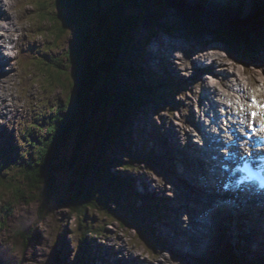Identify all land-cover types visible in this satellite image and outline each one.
Wrapping results in <instances>:
<instances>
[{
    "label": "rangeland",
    "instance_id": "1",
    "mask_svg": "<svg viewBox=\"0 0 264 264\" xmlns=\"http://www.w3.org/2000/svg\"><path fill=\"white\" fill-rule=\"evenodd\" d=\"M139 1L136 3H141V5L145 4L149 9L143 12L139 7L140 5L137 6L134 2L125 5L122 15L127 16L125 18L126 23H130L132 18L130 19L128 16L131 15L135 17L136 21L138 20L137 27L133 32V40L132 43H129L131 46L128 50L124 47L125 45L121 44L116 51V45H113V42L110 40H105L106 43L104 41L99 42L101 45L103 44L102 50L95 46L91 48L92 53L98 54L95 57L97 61L95 62L94 60L93 62V65L96 67L95 71L98 79V81L93 82L94 84L97 83L102 90L105 89L108 91L111 89L114 90V87H117L116 90H118L119 87L121 92L126 96L130 91V94L143 99L141 95L143 94L144 100H146L145 107L142 111L135 116L132 115L129 121H126L129 126L131 125V128L128 129L131 135H127L123 140L120 138L112 140V143L107 147L104 154H101L103 152L104 142L102 145L100 133L105 127L109 128L112 117H114L116 111H119L118 109L115 110L114 108H110L101 115L98 113V116H95L94 124L99 138L95 139V142L91 141L87 149V156L85 155L86 158L92 159L93 161H96L99 156L113 160L116 165L110 169L113 179H115V177H120L122 178L120 181L125 182L124 178L129 176L128 186H120L126 200H121L123 202L118 205V203H115L118 202V199H116L115 202L109 205L110 211L104 205L92 201L91 203H96L98 207L95 206L88 209L83 217H78V213H76L75 209L68 204V202L70 203L72 200V197L76 196L75 192H70V185L72 182L76 181L77 178L81 177L75 178L76 170L64 171L62 173L63 175L57 177V184L53 186V189L50 188L48 190L46 186L44 187L46 183L39 188L31 189L28 180V173H30L31 170H27L26 166L30 158L33 160H29L28 164L39 160V148H34L30 144L31 140L35 141L31 137L32 131H35V137L37 139L39 137L49 136L40 131V125L35 129L32 128L31 124L37 126V124L42 123L41 120L35 123V119L42 117L46 111H50L49 114L45 115L47 117L51 114H56V111L62 108L63 104L66 102V97L68 95L70 96V92L67 89L68 85L65 84V80H67L68 84L69 79L73 82L76 81L73 76L74 68H70V65H67L68 58L64 55L66 52L64 51L65 47L68 46L69 43L71 46L70 41H73V36L76 32L69 31L64 37L59 36V39H61L59 42V49L56 48L57 42L56 44L53 42L54 38L52 39L51 32L52 28H55L52 27V24L56 21L58 15L57 10L53 9L56 0L51 1L52 8L49 10H52L53 14L49 12L48 15L43 14L44 12L42 10V8H45V3H48L47 0H14L15 8L12 6V0H9L8 5L5 7L6 10L11 11L10 16L12 17L9 18L12 22H18L20 26L13 27V30L17 31L11 34L1 30L6 33L5 37L12 36L16 43L19 41L22 43L23 39L26 37L22 29H24V27H26V29L32 28L31 23H35V30L39 36V41L36 42L37 47L40 46V50L42 51L46 48L44 46H47L50 50L47 52L42 51V55H38L34 60H30L22 56L24 51L21 46L16 47L17 51L11 48L10 50L16 52L20 57L16 60V67L12 72V74L14 73L16 76L7 75L11 76L9 80L5 78L4 74H7L6 71L11 69L13 64H10L3 56L0 61V78L5 79H1L2 81H0V111H5L6 108L20 107L19 111L22 112L21 106H26L27 103H33L34 105L32 104L30 106V114L24 113V116H26V119L28 116L35 118L29 123L31 127L28 126L25 138L22 139L23 141H21V144H18L17 148L14 150H11V143L5 144L8 138L6 132H0V151H5V154H0V222L4 223L2 226L0 223V262L3 264H125L121 260L118 261L120 258H125L124 261L128 260L130 264H149L148 260H152L151 257L161 254L151 241L144 239L140 230L137 229L142 226V220L149 216L153 221L152 226L155 228V234L165 240L167 251H171V244L175 245V242L180 240L179 233L182 234L180 231L182 229L185 231L186 226L179 229L170 221L181 219L186 221V223L188 222L186 214L180 213L177 207L180 204L187 205L188 201L181 196L182 194L186 196L191 195L189 198H192L189 188L185 185H179L182 179H180L178 175L182 174L186 177H191L192 173L190 170L194 173H201L198 167H196L197 165H194L195 161L193 159V154L196 161L197 154L192 151L193 147L190 144L191 141L194 148H198L195 139L200 130L198 128L199 123L196 107H198L199 114L206 113L203 109L205 104L209 105L210 111L213 112L212 106L216 103L220 106L221 103L224 102V99L230 101L229 104L232 107V101L235 100L237 96V94L232 92V89L238 87L232 85V83L237 82L235 71L238 70L241 74L250 72L251 80L254 83L252 85L264 92V87L261 88L259 84L262 81H257L259 78L264 77V59H262L264 56L260 57L261 55L258 54V57L261 58L259 61L255 59L250 61L240 50L243 48L241 37L234 35V38H230V41L233 39V43L238 44L240 47H238V54L235 53V50H233L229 44H225L221 37L211 32L212 30H219L218 34H220L224 29L230 26L233 31L241 34L246 32L247 36L250 37H256L259 34L263 40L264 33L261 32L262 27H256V24H250L249 27L246 24L247 19H242V16L239 15L237 16L239 11L235 12L234 10V14L231 15L230 12L226 15L213 14L217 10H227V2L223 0H213L215 3L206 7L208 10H211L209 16L206 15V11L203 9L204 4H202L201 0H190L196 13L202 10L205 16H202V18L199 16L198 18L201 19V22L207 27L202 24V28L196 26L199 33L194 32L195 34L191 36L193 39H187V37H182V32L176 31V27L181 24V17H183V14L177 6L167 5L166 8L165 0H162V2L154 0L155 2L158 1L157 3L150 0ZM170 1H175V3H178L181 7L182 5H187V2L183 3L178 0ZM97 3L102 7L106 15L111 12L110 9L114 6L112 5L113 1L109 3L107 0H98ZM114 3L116 2L114 1ZM145 5L143 6L145 7ZM115 10L110 14L111 19H115L120 15L117 9ZM0 15H3V13L0 12ZM245 15L246 13H243V16ZM247 15V18L249 15L262 18V16L257 13ZM235 16L242 20L236 21L234 26V24H232L233 20H229V18ZM166 21H169L173 27V30L170 29L167 32H171L169 34L164 32ZM185 24L187 26H192L189 23ZM108 27L110 26L108 25ZM184 27L185 25L182 26L183 29ZM250 28H257V30L252 31ZM56 33L59 34L58 31ZM46 39H49L48 42L50 45L45 43ZM76 39L78 38L76 37ZM76 39H74L75 42ZM197 40H200V43H198ZM262 40L259 42V39L253 38L250 45L258 46ZM9 43L16 46L13 42ZM60 44H62V46H60ZM202 44L204 47H201ZM0 45H4L2 36H0ZM76 45H85L87 47V42L81 39L80 41L78 40ZM97 46H99V44ZM1 49L3 54L8 53L4 50V47ZM111 50L113 54L110 53ZM123 52L126 53L125 58ZM221 52H223L224 55H220L219 53ZM17 54L9 57L16 59ZM175 55L176 61H174ZM182 55L186 59H184ZM111 56L112 61H116L119 65H122L119 67L120 70L118 69L116 75V84H114V82H106L107 73H105L104 70V57L105 60H108ZM235 56H240L241 64L239 59L235 58ZM141 57H143L146 65L141 60ZM47 59L57 62V65L59 64L58 69L56 67L49 69L48 65L51 64L52 61H48ZM191 59L192 61H190ZM61 63L66 67L65 70L61 68ZM175 63L180 66L176 67ZM228 64H230L232 68L228 67ZM9 65L10 68H8ZM148 68L155 71L156 79L161 78L164 80V86L166 88H173L174 92L177 91L176 94H181L182 96H177V98L172 97L171 99L170 96L166 95L168 93L160 90V85L156 83L152 75L147 76V85L142 84L140 82L142 80V73L140 71L147 70ZM194 73L199 76H194ZM51 74H54L55 78L57 74H60L59 81L56 82ZM63 74H66L65 76L67 77ZM200 74L204 75L200 76ZM49 75H51L50 78ZM232 75H234V78L231 77ZM194 77H196V81L202 80V83L193 86L191 80H194ZM212 80H216V84H213ZM94 84L88 86V91L92 97H96L97 95L101 96L99 88L93 87ZM26 85H32L35 94L23 100L20 98V94L24 86L28 87ZM148 85H152L155 91L159 90L160 94H156L155 91L152 92L153 88L145 90L147 92L144 93V89L147 88ZM154 85L156 86L154 87ZM245 86L251 87L250 84H245ZM200 88L205 89L207 92L205 94L201 93L199 91ZM192 90L197 99L193 97ZM232 95L235 97H231ZM253 95L258 96L256 95V91ZM148 101H150V104ZM123 104L122 102L121 105L123 106ZM115 108L118 107L115 106ZM217 111L214 115L218 114ZM126 112L127 111L122 108V114L124 115ZM4 120L5 118H0V121ZM7 120L10 124L15 126L22 124V121L17 117H12L11 114L8 116ZM45 121L46 120L43 122L42 128L45 126ZM14 128L15 130H13V132L19 133V129H16V127ZM42 128L41 130L44 131ZM0 131L7 130L0 127ZM198 140H200L199 137ZM72 143L73 142H70V144ZM159 143L164 146L165 150L169 148L171 152L174 153L173 155L168 153L170 157L168 167L173 175L168 172L164 173L163 170H161L162 168L157 169L155 162L162 161L161 157L164 158L165 156V151L159 148ZM69 149V153L67 150L65 151L64 159L67 154L72 155V147ZM198 153L199 155L203 154L201 149L198 150ZM31 156H35L36 158H32ZM162 163L168 164L165 159ZM126 165L128 167H126ZM35 166L36 165H32L31 167L34 169ZM192 168L195 170L193 171ZM165 175L171 177L167 182L162 179ZM97 180L98 178L93 177L91 183L88 182L89 180H86L85 184L94 186L96 198L99 196L106 198L104 200L105 203L109 197L106 195L105 186L101 182H97ZM48 181L47 178L46 182ZM140 181L152 183L149 190L150 192L146 191L143 185L140 186ZM180 187H186V189L183 193L177 195L172 189H179ZM128 188H135V190L129 192ZM121 191L118 192L120 196L122 195ZM167 191L169 192L167 193ZM144 192L151 194V196L143 199L141 193ZM172 192L176 193L177 197L174 196ZM44 193L47 197H44ZM95 194L91 199L94 200ZM166 194L172 197H170V199H165L167 197ZM217 194H219V192ZM151 198H154V204L150 209L149 199ZM141 199L144 201L142 204H140ZM176 199L178 206L172 210V205L176 204ZM156 205L160 208L159 210ZM199 205L201 206V204ZM101 207L104 209L100 210ZM201 210L203 212V217L201 216L198 219L202 218L206 220L208 218L206 213L207 209L202 207ZM185 211L191 212L187 210V207ZM158 212L161 214L160 217H156ZM191 214L193 213L191 212ZM151 215L156 216L154 217ZM193 218L195 219L194 215ZM194 219L192 221H194ZM184 225L186 224L184 223ZM237 225L241 226L240 224ZM241 227L242 228L238 229L243 230V226ZM252 227L255 230V227ZM144 230H153V228L147 226ZM196 231V228L193 229V234ZM176 232L177 234L175 235ZM205 234L208 233H204V235ZM224 234L226 233L224 232ZM199 236L201 237V234H197L194 238L192 236L191 238L193 239L190 240V235L188 234V236H186L187 240L182 238L185 242L191 244V242H193L195 238H199ZM225 241L226 238H223L222 243ZM96 245H101V247ZM241 249L245 251L233 252L231 255L226 256L221 264H264V251L257 252L252 248L250 249L252 254H250L247 252V248L245 249L242 247ZM255 249L258 250L257 247ZM192 250L195 251L194 249ZM35 251H38L40 256L35 255ZM167 254L171 255V252H167ZM253 257L257 259L256 263H249L248 259ZM132 258L135 261H133ZM140 258L144 260L141 261ZM171 261L173 262L174 260L171 259ZM155 264L162 263L157 262Z\"/></svg>",
    "mask_w": 264,
    "mask_h": 264
},
{
    "label": "trees",
    "instance_id": "2",
    "mask_svg": "<svg viewBox=\"0 0 264 264\" xmlns=\"http://www.w3.org/2000/svg\"><path fill=\"white\" fill-rule=\"evenodd\" d=\"M51 1L52 0H47L48 3H45V8H42L44 12L43 14L48 15L49 12L53 14L52 10H49L52 8ZM97 1L98 0H56L53 9L57 10L58 15L56 21L52 24V27H55L51 30L52 39L54 38L53 42L55 44L57 42L56 48L59 49V42L61 41L59 36L64 37L69 31L76 32L73 36L74 39H76V37L78 38L76 39V42L73 39V41H70L71 46L69 43L68 46L70 47L66 46L64 49V51H66L64 55L68 58L67 65H70V68H74L73 76L76 81L73 82L69 79L68 84L67 80H65V84L68 85L67 89L70 92V96L68 95L66 97V102L63 104L62 108L56 111V114H51L48 117L45 116L44 120L46 121L43 128V123L36 126V128H38L40 125L44 130L42 131L40 128V131L49 136L39 137L37 139L35 135H32V138L35 141L31 140L30 144L34 148H39V160L37 162H30L32 165H36L34 169L31 167V164H28V161H32L33 159L30 158L26 164L27 170H31L30 173H28L29 187L31 189L39 188L44 183H46V185L44 184V187L46 186L48 190L50 188L53 189V186L57 184V177L63 175L62 173L64 171L76 170L75 178L79 176L81 177L77 178L76 181L72 182L70 185V192H75L76 196H73L68 204L75 209L76 213H78V217L85 216L88 209L95 206L98 207L96 204L97 202L107 207L110 211L109 205L112 202H115L116 199H118V202L115 203H118V205L126 200V197L122 192L123 190L121 191L120 188V186L123 187L126 185V181H120V179H122L120 177H115V179H113L110 173L111 167L116 166L114 161L107 159L106 157L102 158L101 156H99L96 161L86 158L87 149L89 148L91 141L95 142V139L99 138V134L96 131L94 124L95 116H98V113L101 115L110 108H114L115 110L118 109L119 111H116V114L112 117V121L109 123V128L105 127L100 133L102 145L104 142L103 152L101 154H104L107 147L112 143V140L117 138L123 140L127 135H131L128 132L131 125L129 126L126 121L128 122L132 115L135 116L136 114H139L145 107L144 105L146 101L144 100V95L141 93L143 99L130 94V91L127 96L124 95L119 87L118 90H116L117 87L113 86L115 89L108 91L105 89L102 90L99 84H94L93 82L98 81V79L95 71L96 67L93 65V62L94 60L95 62L97 61L95 57L98 54L92 53L91 48L92 46H95L102 50L101 48H103V44L101 45L99 42L104 41L106 43L105 40L112 41V44L116 45V51L121 44L128 46L133 39V32L137 27L138 20L136 21L135 17L131 15L128 16L130 19L132 18L130 23H126L125 18L127 16H122L123 14L115 19H111V12L115 9L124 12L125 5L134 2L137 6L140 5L139 7L143 12L147 11L149 7L145 4H143L145 5L144 7L141 3H136L139 0H107L109 3H112L113 1L112 5L114 6L110 9L111 12L106 15ZM114 1L116 3H114ZM108 25L110 27H108ZM57 31L59 34L56 33ZM80 38L86 40L87 47L85 45H76L78 40H81ZM98 44L99 46H97ZM60 46H62V44H60ZM110 53L113 54L112 50ZM49 60L52 61L51 59ZM71 61L74 62L72 63ZM58 66L59 64L57 65V62L53 61L48 65L49 69L53 67L58 69ZM120 66L122 65H119L118 62L112 61V56L110 59L108 58V60H105L104 57V70L105 73H107L106 82H114V84H116V75ZM61 68L64 70L66 69L62 63ZM51 75L56 82L59 81L60 74H57L56 78L54 74ZM51 75H49V78ZM63 75L65 76L66 74ZM92 84H94L93 87L97 89L99 88L101 96H91L88 91V86ZM149 88L152 89L151 86H149L145 88L144 91ZM122 102L124 103L123 106L121 105ZM115 106L118 108H115ZM122 108L127 111L124 115L122 114ZM70 142L73 143L70 144ZM71 147L72 155L67 154L64 159L65 151L67 150L69 153V148ZM68 155L70 159L68 158ZM32 158L36 157L33 156ZM126 167L128 166L126 165ZM93 177L98 178L97 182L99 181V183L101 182L105 186L106 195L109 197L105 203L104 200L106 198L101 196L96 198L94 186H88L85 184L86 180H89L88 182L91 183ZM47 178L49 180L48 182H46ZM120 191L122 192L121 196L118 193ZM94 194L95 198L93 200L91 198L94 197ZM44 197H47L45 193ZM92 201H95L96 203L92 204ZM103 209L104 208L102 207L100 208V210ZM0 223L1 226L4 224L2 222Z\"/></svg>",
    "mask_w": 264,
    "mask_h": 264
},
{
    "label": "bare ground",
    "instance_id": "3",
    "mask_svg": "<svg viewBox=\"0 0 264 264\" xmlns=\"http://www.w3.org/2000/svg\"><path fill=\"white\" fill-rule=\"evenodd\" d=\"M202 1V0H201ZM224 2L226 1L227 2V6L231 3V5H233L232 7H233V9L235 10V12L236 11H239L240 12V15L239 16H242V18L243 17H246L247 18V16H243V13H246V14H251V13H254V14H259V12H260V7L261 6H264V0H246L248 3L246 4V5H244V6H241V5H239V4H241V2L242 1H245V0H223ZM241 1V2H240ZM174 3H175V1H173ZM230 2V3H229ZM215 2L213 1V4H214ZM0 5H2V3H1V0H0ZM8 5V4H7ZM7 5H3V6H0V12H2L3 10H5L6 8V6ZM122 8V7H121ZM116 11V10H115ZM218 11L219 10H217L216 12H214L213 14H218ZM117 12L118 13H120V15L121 14H123V11H120L119 9L117 10ZM0 16H2V15H0ZM254 16V15H253ZM249 17H251V16H249ZM257 19H256V21H258L259 22V24L257 25V27L258 26H260V27H262V33H264V30H263V27H264V23H262L261 22V19L262 18H258V17H256ZM58 26V25H57ZM254 31H256L257 30V28H255V29H253ZM259 35V34H258ZM261 44V43H260ZM114 45V44H113ZM116 48V47H115ZM247 49L249 48L248 46L246 47ZM251 48V47H250ZM0 53H3L2 51H0ZM124 54H126V53H124ZM259 55H261L260 57H262V56H264V53H260ZM212 58V57H211ZM70 59V58H69ZM262 59H264V58H262ZM249 60L250 61H252V59H250L249 58ZM254 61V60H253ZM72 62V61H71ZM74 62V61H73ZM72 62V63H73ZM84 66V65H83ZM89 66V65H88ZM86 67V66H85ZM60 68V67H59ZM100 70V69H99ZM92 71V70H91ZM105 74V73H104ZM100 76V75H99ZM236 78H237V82L235 83V82H233L232 83V85H234V86H238L239 88H240V93H244V95L247 97V95L249 94V91L251 90V89H253L254 87H246L245 86V88H243V85H240L239 84V79H242L241 78V76L238 74H236ZM257 80V79H256ZM257 81H262V83H259L260 84V87L261 88H263L264 87V79L262 80H257ZM225 86H227V85H225ZM147 91H144V93H146ZM253 92H255V90H253ZM257 95V94H256ZM231 97H235L234 95H232ZM257 97H261V98H264V96H260V95H258ZM109 99V98H108ZM108 101V100H107ZM105 103V102H104ZM229 103H230V101H228V100H226V99H224V102L223 103H221V105L219 106V109H220V111H221V116H220V112H219V110L217 111V113L218 114H216L215 116L218 118V119H216L217 120V122H219V120H221L222 119V116H224V114L227 112V111H229L228 110V105H229ZM114 104V103H113ZM239 104V103H238ZM104 105V104H103ZM107 105V104H106ZM206 105V104H205ZM199 106V105H198ZM222 107H224V108H222ZM210 108V107H209ZM231 109H232V107H231ZM104 110V109H103ZM231 115H232V118H233V114L231 113ZM215 118V117H214ZM198 126H199V124H198ZM233 132V135L235 136V129L232 131ZM196 139H197V136H196ZM195 139V140H196ZM197 141H200V140H196L195 142L197 143ZM190 144L192 145V147H193V149H192V151H194L196 154H197V161H196V159H195V156H194V154H193V159H194V161H195V166L196 167H198V170H200L201 171V173L200 172H197V173H194V172H192L190 169V172L192 173V176L191 177H186V178H189V179H193V178H195V180H198V177L199 178H202L203 177V175L205 174V176H207L206 175V173H210L211 171H212V166L215 164V161L213 160V159H211V152L210 151H204V150H202V152H203V154H201V155H199V153H198V150H200L199 148H194V145H193V143L190 141ZM198 144V143H197ZM220 157H218V159H219ZM237 162H240V160H238V161H235V162H232V164L231 165H233V164H236ZM192 170L194 171L195 169H193L192 168ZM220 172H221V168H217L216 170H214V172L213 173H211L212 175H214V176H217V177H219L220 176ZM179 176V178L180 179H182V180H184V175H182V174H179L178 175ZM217 177H211V179H213V180H215V181H217L218 180V178ZM221 177V176H220ZM127 178L129 179V176H127ZM209 179V178H208ZM134 181H135V179H134ZM199 182H201V181H197V183H199ZM218 182V181H217ZM144 183V184H143ZM141 185H143L144 186V188L146 189V191H148V192H150L149 190H150V187H151V185H152V183L151 182H141L140 181V186ZM198 187H197V189H199L200 191H198L197 189H195V188H192L190 185H188L187 183H186V185L185 186H187L188 188H189V190H190V193L192 194V196L193 197H195V199H196V201H197V204H198V206L196 205V207H193V209H192V213L193 214H189V212H186L185 211V208L187 207L185 204H180L179 206L178 205H172V210H174V208L175 207H177L178 208V211L180 212V213H185L186 214V216H187V219L189 218V215H190V217H192L193 218V215H194V217H195V220H197V221H200V220H202V221H204V223L205 224H203V225H200L199 223V225H198V228L199 229H197V231L195 232V233H197V234H201V236L202 237H204L205 235H204V233H208V231H209V218H210V216H213V215H215L216 213H218L219 212V217H212V218H214V219H216L217 221L218 220H222V219H225V217H227L228 215H231L232 217L234 216V218H241L242 220H245L246 219V217L248 216V225L250 226V227H252V226H254L255 227V230L254 229H252V231L254 230V231H258V232H260L261 233V235L262 236H264V210L262 209V207H260V206H255V205H252V208L247 212L244 208H241L240 209V207H235V206H231V205H227L225 202H223V201H221V200H219L218 199V196H220L219 194H217L218 193V190H217V188H216V186L214 187V186H212V185H210L209 187H207L206 189H205V186H200V185H198V184H196ZM180 186H184V185H180ZM200 187V188H199ZM204 188V189H203ZM225 197H227V196H225ZM199 204H201V206L199 205ZM205 208V209H207V216H208V218L206 219V220H203L202 218L201 219H198L199 217H201L202 216V214H203V212H202V210H201V208ZM220 210V211H219ZM176 211V210H175ZM204 216H205V214H204ZM203 217V216H202ZM191 218V219H192ZM208 220V221H207ZM171 223H173L175 226H177L179 229H182V228H184L186 225H184V223L186 224V221H183V220H181V219H176L175 221L174 220H171L170 221ZM153 224V223H152ZM214 225H215V223H213ZM236 227H237V229L238 228H242L241 226H239V225H235ZM182 227V228H181ZM153 228V227H152ZM245 227H243V229H244ZM253 228V227H252ZM182 230H184V229H182ZM186 230H187V228H186ZM193 234V232H192V230L189 232L188 231V233H185V234H181V233H179V238L181 239L182 237L185 239V240H187L186 239V236H188V234L190 235V240L191 239H193L194 237H196V235L197 234ZM62 234H64V233H62ZM177 234V232L175 233V235ZM174 235V236H175ZM183 235V236H182ZM193 236V238H191ZM182 238V239H183ZM188 239V240H189ZM184 240V241H185ZM200 240H199V238H195L194 239V241L193 242H191V244H193V243H197V242H199ZM206 240H204L203 239V242L202 243H204ZM96 246H98V247H101V245H96ZM258 248V250L257 249H255V247H254V250L255 251H257V252H260V251H264V248L262 249V248H260V247H257ZM171 250V249H170ZM157 252V251H156ZM168 252H171V255H169V254H158L157 256L155 255L154 257H151L152 258V260H148V262H149V264H155V263H157V262H161L162 264L163 263H171V264H178V263H175V262H172L171 261V259L172 260H175V259H173V252H172V250L171 251H168ZM195 252H198V251H196L195 250ZM34 254L35 255H38V256H40L39 255V252L38 251H35L34 252ZM166 256H168V257H166ZM95 257V256H94ZM96 258V257H95ZM115 258V257H114ZM118 259V258H117ZM125 259V258H124ZM124 259H118V261H123L125 264H130V262L128 261V260H126V261H124ZM100 260V259H99ZM97 261V260H96ZM122 262V263H123ZM62 263V262H61ZM114 263V262H113ZM26 264H28V263H26ZM63 264V263H62Z\"/></svg>",
    "mask_w": 264,
    "mask_h": 264
},
{
    "label": "snow or ice",
    "instance_id": "4",
    "mask_svg": "<svg viewBox=\"0 0 264 264\" xmlns=\"http://www.w3.org/2000/svg\"><path fill=\"white\" fill-rule=\"evenodd\" d=\"M9 3V0H2V5H7ZM7 23H4L2 27L4 29H7L8 27H5L4 25ZM8 25V24H7ZM6 33L3 31H0V36H5ZM6 48L11 49L13 48V45L11 43H8L5 45ZM5 55H9L7 53H4ZM220 55H224L223 52L219 53ZM14 56V55H9ZM9 63H12V61H9ZM216 80H212L213 84H216ZM249 107H251L252 111L248 112L244 118H241L239 123L245 126V130L243 132V136L245 138V142L252 140V137L255 136L258 132L264 133V104L257 101L255 95L251 97ZM228 115L226 117L227 121H230L232 119L231 115V105H228ZM240 111H244L243 105L240 106ZM257 144H264V138L257 139L253 141L252 147L255 150ZM233 146H235V142H233ZM227 147V145H225ZM221 155L225 160L228 159H234L235 154L232 153L230 150L222 151ZM241 159L245 161V166L243 169H236V171H247L250 175L252 173L251 167H249V164L253 161V156L251 152H247L241 156ZM259 161L261 165H264V156H259L255 158ZM224 170L227 171V166H224Z\"/></svg>",
    "mask_w": 264,
    "mask_h": 264
},
{
    "label": "water",
    "instance_id": "5",
    "mask_svg": "<svg viewBox=\"0 0 264 264\" xmlns=\"http://www.w3.org/2000/svg\"><path fill=\"white\" fill-rule=\"evenodd\" d=\"M198 32H199V30H198ZM236 38V37H235ZM187 39H193V38H191V37H189V36H187ZM236 40H237V38H236ZM198 41V43H200V40H197ZM241 42L243 43V40L241 39ZM230 43L232 44V45H230V47H232L233 48V50H237V48H235L233 45H235V46H238V44H234L233 43V39H231V41H230ZM0 264H3L2 262H0Z\"/></svg>",
    "mask_w": 264,
    "mask_h": 264
},
{
    "label": "clouds",
    "instance_id": "6",
    "mask_svg": "<svg viewBox=\"0 0 264 264\" xmlns=\"http://www.w3.org/2000/svg\"><path fill=\"white\" fill-rule=\"evenodd\" d=\"M4 26H5V27H8L7 24H5ZM13 38H14V37H13ZM7 54H9V55H14V56L16 55V53H15V52H12V51H9Z\"/></svg>",
    "mask_w": 264,
    "mask_h": 264
}]
</instances>
